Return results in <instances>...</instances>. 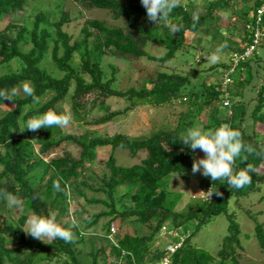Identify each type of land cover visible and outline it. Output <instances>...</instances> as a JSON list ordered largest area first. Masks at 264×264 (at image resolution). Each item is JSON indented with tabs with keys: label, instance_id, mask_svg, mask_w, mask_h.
<instances>
[{
	"label": "trees",
	"instance_id": "obj_1",
	"mask_svg": "<svg viewBox=\"0 0 264 264\" xmlns=\"http://www.w3.org/2000/svg\"><path fill=\"white\" fill-rule=\"evenodd\" d=\"M36 1L0 0V71L6 70L0 74V89H10L27 80L34 87L35 95L41 99L39 104H33L32 97L18 95L15 102L3 101L12 108L0 113V189H7L20 199L25 211L40 215L54 211L57 222L66 220L65 228L75 225L72 228L74 240L66 243L61 239L50 242L34 239L24 232L28 215H22L15 224L5 218L0 221V264L155 263L166 256L165 249L155 245L161 240L160 232L165 225L180 230L185 236L182 248L172 255L171 264H242L241 226L236 214L229 213V207L231 198L240 202L264 188V173L259 171L264 169V144L258 140L255 130L257 125L264 126V80L257 88V101L250 115L252 132H248L243 126L246 117L243 103L226 107L231 110L226 118L217 116L219 111L215 103L221 100V95L225 96V100L229 93L223 87L224 79L205 87L203 91L183 95L182 90L191 85L188 76L159 72L154 80L148 82L151 88L144 86L138 90L131 87L121 91L115 88L116 68L112 66L110 77L103 64L110 56L130 61L145 58L165 66L182 51L188 34H197L205 28L214 32V38H218L223 29L233 30L232 34L237 38L225 39L222 43L227 42L226 49L232 55L242 54L253 43L254 29L250 31L247 26L255 28L264 0H213L206 4L204 14L197 17L180 4L171 14L172 22L179 25L176 33L163 22L157 25L150 23L141 0H73L86 10L108 11L114 21L126 23L119 26L97 19L86 20L78 35L66 30L72 18L65 10H60L58 20L40 11L33 17L32 26L25 21L19 23L14 18ZM239 5L242 7L237 9L236 14L242 27L231 23L225 25L219 13L236 10ZM150 43L159 44L167 52L162 57L151 55L147 51ZM47 55L58 73L47 69ZM249 59L240 63L235 71L251 68ZM232 66L231 56L230 64H223L222 67L228 72ZM244 83V80H239V85L244 86ZM88 96L91 100L84 101ZM69 97L77 121H86L96 108L103 113V116L88 122L95 126H104L138 106L159 107L174 102L188 105L191 100L192 103L177 127L156 130L148 137L135 138L124 134L99 136L95 130L77 136L67 134L64 127L58 126L38 132H21V114L26 122L32 115L50 108L61 113L58 106ZM114 98L124 99L129 105L114 111L108 103ZM26 105H30L27 110ZM237 107L243 108L239 116H236ZM205 109L212 111V122L208 128L227 123L241 132L245 145L255 149L252 154L242 152L236 159L237 169L251 164L255 171L249 173L251 182L239 189L229 187L226 180L216 181L213 187L214 182L209 179L205 191L213 187L214 191L218 190L223 195H213L210 200L204 199L195 210L179 213L176 207L180 198L168 189L164 180L190 174L193 155L196 156L199 149L193 153L190 147L180 143V136L194 125L191 119H196ZM67 143L80 148L77 158L66 152L50 162L44 160L54 149ZM106 146H110L112 152L105 163L104 174L94 186L86 173L97 161V149ZM117 149L127 150L132 158L138 157L141 152L147 156L141 164L126 168L118 165L115 157ZM57 181L59 189L54 187ZM122 187L126 190L120 193ZM87 192L95 194L89 198ZM72 197L83 198L88 206H101L103 209L92 213L85 205L73 207ZM6 206V201L0 199V211ZM247 214L255 224V237L264 253V223L251 211ZM220 215L228 219V234L217 256H213L197 248L193 240L204 226ZM102 219L108 221L102 225L104 235L99 236L95 229ZM117 221H120V228L112 234L111 226ZM128 225L147 227L150 234L124 233L123 229ZM98 242L102 243L100 247L96 246ZM87 246L90 248L86 258H83ZM110 257L112 260H109Z\"/></svg>",
	"mask_w": 264,
	"mask_h": 264
},
{
	"label": "rangeland",
	"instance_id": "obj_2",
	"mask_svg": "<svg viewBox=\"0 0 264 264\" xmlns=\"http://www.w3.org/2000/svg\"><path fill=\"white\" fill-rule=\"evenodd\" d=\"M213 0H181L183 6L189 11L193 12L194 17L202 15L205 12V6L208 2ZM242 5H239L236 10L230 9L229 11H222L219 13L221 20L225 25L231 23L233 26L242 27L239 17L236 14L237 9H241ZM60 10H65L70 13L72 23L66 28L69 33L78 35L81 27L86 20H101L106 21L111 25L125 26L124 21H114L111 14L108 11L103 10H86L81 5L75 3L73 0H38L30 4L25 12L16 15L14 18L19 22L23 21L28 23V26H32L33 17L40 11L51 14L53 20L60 18ZM160 24V23H159ZM168 27V26H166ZM264 28V27H263ZM262 28V29H263ZM264 31V29H263ZM164 31H161L163 33ZM233 30L228 31L223 29L218 38H214V32L210 29H202L197 34H188L187 43L181 52H178L176 57L167 65L160 66L158 63L148 61L143 58L139 61H130L126 59H117L113 57H106L104 60V69L111 77L114 66L116 72V83L115 88L125 91L131 87L136 89H142L144 86L151 88L148 84L149 81L154 80L159 72L167 73H180L183 76H188L191 85H187L183 90V95H190L191 92H198L205 90V87L210 86L214 82H221L226 75V70L222 67L223 64L229 65L231 62L232 52L229 49H224L220 59L215 63H210L207 57L220 45L225 39L235 40L237 37L232 34ZM28 48V47H27ZM147 51L156 57H162L167 52L166 48L159 44L150 43L147 47ZM47 55L46 60L49 59ZM251 68L242 71L241 69L236 70L231 74L230 84L224 87L229 90L228 100L231 105H238L239 102L243 103L246 111L243 126L246 131L252 132V120L250 118L251 112L257 101V88L264 80V39L258 46L257 54L249 59ZM47 69L49 71H55L58 73L56 67L53 66L49 59L47 63ZM6 70H1L0 74H3ZM244 80V86L239 85V80ZM19 96H24L22 93ZM215 103L218 109V117L221 119L226 118L230 113V108L224 107L223 98ZM223 99V100H222ZM90 101L91 96L84 98V101ZM82 101V102H84ZM112 109L120 110L124 109L129 105L124 99L114 98L109 100ZM192 103V100L190 101ZM183 105L179 102H174L172 105L154 106V105H143L138 106L136 109L130 110L128 114L117 118L116 120L104 125L95 126L88 122L93 118H99L103 116V113L98 108L91 111L89 118L85 121H77L74 119L72 102L70 97L67 98L63 103L58 106V111L61 113L67 112L71 115L72 119L64 130L67 134H74L82 136L89 130H95L99 136H114L116 134H124L135 138L148 137L156 130L159 129H173L177 127L180 120L190 110L191 104ZM8 107L1 105L0 113L8 111L12 108V105L6 104ZM243 108H238L236 116H239ZM86 109V111H88ZM212 111L211 109H205L196 119H191L194 124L200 125L204 128L212 122ZM258 133V140L264 144V126L257 125L255 128ZM66 152L71 153L75 158L79 156L80 148L75 144H63L61 147L56 148L49 155L44 157L46 162H50L53 158L61 157ZM112 148L110 146L101 147L97 149V161L91 167L88 165V171L86 176L89 182L97 186L99 178L104 174L105 163L110 157ZM146 153L141 152L138 157L132 158L127 150L117 149L115 157L117 158L118 165L122 167H132L134 165L141 164L142 160L146 158ZM197 158H203L204 153L199 150L196 155ZM264 173V169L259 170ZM210 178L204 177L202 174H193L192 170L187 177L171 176L164 180V184H167L168 189L176 196L179 197V203L176 207V211L179 213H188L195 210L207 198L206 194L201 192L205 191V184ZM126 190V187L120 189V193ZM95 193L87 192L88 197H92ZM98 196V195H96ZM100 196V195H99ZM264 188L263 190L249 198L242 199L240 202H236L235 198H231L229 213H235L237 221L241 226V242L243 250L241 251L242 264H264V253L259 247L258 241L255 237V224L247 214V211H251L252 214L258 216L261 223H264ZM73 207L76 205H85L92 213H99L102 211L101 206H88L83 198H71ZM32 214L29 211H25L24 207L21 208H10L6 206L4 210L0 211V221L7 218L9 222L16 223L22 215ZM108 221V219H102L99 225L96 227L95 232L102 236L104 231L102 225ZM63 226L66 222L58 221ZM117 230L120 228V221L114 222ZM228 219L225 215H220L214 218L210 223L202 228V230L196 235L193 240L194 245L206 251L207 253L217 256L218 251L222 246L223 239L228 234ZM73 228V226H71ZM26 230V227H25ZM123 232H128L132 235H148L147 227L138 228L134 225H128L123 229ZM53 239L45 238L44 241L50 242ZM157 243H161V247H164L165 242L158 240ZM155 244L156 247L158 244ZM105 245V243H103ZM102 245L101 242L96 244L97 247ZM89 246L85 247L83 258H86L89 251ZM109 253V251H108ZM109 260H112L110 257ZM46 264V263H45Z\"/></svg>",
	"mask_w": 264,
	"mask_h": 264
},
{
	"label": "clouds",
	"instance_id": "obj_3",
	"mask_svg": "<svg viewBox=\"0 0 264 264\" xmlns=\"http://www.w3.org/2000/svg\"><path fill=\"white\" fill-rule=\"evenodd\" d=\"M181 0H141L142 6L146 9L147 19L155 25L163 22L170 28L173 33L179 31V25L172 22L171 14L174 9L180 6ZM227 42L218 45L215 50L207 57L208 62H217L225 48ZM32 97L33 104L41 102L40 97L35 95V89L30 81H21L10 89H0V102L3 106L8 107L3 101L15 102V97L21 95ZM228 97V96H227ZM30 105H26L27 110ZM9 108V107H8ZM71 115L67 112L58 113L55 109L32 115L25 122L23 114L20 115V125L23 131L38 132L41 129L58 127H67L71 122ZM180 143L185 147H190L193 153L200 150L204 153L203 158H197L193 155L192 173L202 174L206 178L213 181V187L216 181L226 180L229 187L242 188L251 182L250 172L255 171L251 164L245 168H236V159L241 156L242 152L252 154L255 149L251 145H245L241 132L233 129L229 124L224 123L216 128H204L194 124L185 132L181 133ZM183 150V149H182ZM59 189V181L54 185ZM211 187L206 194L209 199L213 195L222 196L218 190L214 191ZM0 199L6 201L10 208H21L22 201L7 189H0ZM210 200V199H209ZM27 235L34 239L44 241L48 239H61L66 243L74 240L72 228H65L61 223L57 222V213L49 211L48 215L29 214L25 222ZM75 227V225H73Z\"/></svg>",
	"mask_w": 264,
	"mask_h": 264
},
{
	"label": "built area",
	"instance_id": "obj_4",
	"mask_svg": "<svg viewBox=\"0 0 264 264\" xmlns=\"http://www.w3.org/2000/svg\"><path fill=\"white\" fill-rule=\"evenodd\" d=\"M264 13V7L258 11V19L256 22L255 28H252V26L248 25L247 29L253 32V43L250 46H247L244 53H234L232 55V68L226 73L223 81V86L226 87L230 84V75L235 72V69L242 63L243 61H246L248 58H251L254 56V54L258 50V46L260 45L261 41L264 38V31L261 28V21H262V15ZM228 96V95H227ZM225 98L223 101V104L225 107L231 106V102L228 100V98ZM111 232L112 234L117 232V228L115 225L111 226ZM160 239L165 242L164 249L166 251V256H164L160 261H157L155 263H145V264H171L172 260L171 257L174 255L180 248H182L185 236L180 230L170 228L168 225H165L162 227V230L160 232ZM158 246L161 245V243H157Z\"/></svg>",
	"mask_w": 264,
	"mask_h": 264
}]
</instances>
